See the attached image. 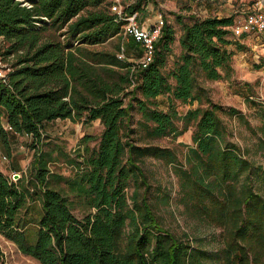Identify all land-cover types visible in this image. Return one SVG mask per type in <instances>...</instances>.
<instances>
[{
    "label": "trees",
    "instance_id": "obj_1",
    "mask_svg": "<svg viewBox=\"0 0 264 264\" xmlns=\"http://www.w3.org/2000/svg\"><path fill=\"white\" fill-rule=\"evenodd\" d=\"M113 2L0 0L1 53L15 57L0 78V139L25 134L33 148L26 173L13 179L0 170V234L41 264H206L212 256L225 264H264V194L252 182L260 167L226 138L223 114L239 110L214 101L203 84L233 70V16L174 12L177 36L163 18L154 57L141 67L139 43L133 37L126 46L121 43L124 20L111 10ZM119 2L123 13L142 19L157 1ZM116 36L115 49L94 47ZM160 94L166 109L158 106ZM174 100L198 103L182 116V129L175 123ZM133 111L152 137L194 126L191 169L174 167L193 207L225 231L220 251L192 246L161 225L142 164L148 155L168 162L175 155L167 147L135 141ZM57 118L102 124L97 146L71 158L70 176L50 169L51 154L41 147L46 123ZM89 138L86 134L82 142ZM56 179L65 188L53 185ZM77 204L80 215L74 212ZM0 264H5L1 250Z\"/></svg>",
    "mask_w": 264,
    "mask_h": 264
},
{
    "label": "rangeland",
    "instance_id": "obj_2",
    "mask_svg": "<svg viewBox=\"0 0 264 264\" xmlns=\"http://www.w3.org/2000/svg\"><path fill=\"white\" fill-rule=\"evenodd\" d=\"M149 5L148 14L140 20L144 25L151 24L159 15L167 19L175 28V35L180 33V23L177 22L174 12L182 15L189 13L200 17L206 15H232L233 19L241 16L244 10L259 5H264V0H156ZM189 3L187 8L183 3ZM120 3V2H119ZM121 7L122 4L120 3ZM189 8V9H188ZM187 20V18H185ZM232 43V72L229 76H223L217 80H204L208 93L214 101L224 106H233L239 110L237 115L223 114L229 133L226 138L238 143L241 153L249 159L254 166H259L252 175L254 188L264 194V49L255 44L254 38L249 36H235L230 34ZM118 37H112L95 48L115 49ZM121 43L129 44L128 37L122 36ZM4 43L0 38V57L6 67H13L15 57L3 55ZM173 52L178 51L177 40L172 43ZM260 55L258 58L255 54ZM124 55V53H123ZM133 59V58H130ZM172 61L169 56L168 63ZM158 106L167 108L165 94L158 96ZM198 103L193 101L181 102L174 100V107L178 117L175 123L178 129H182L184 121L182 116L189 107H195ZM140 113L133 111L132 126L135 129L133 138L140 144H151L167 147L174 152L175 159L168 162L162 157L148 155L143 162V169L150 183L148 195L153 201L154 210L161 225L189 242L208 250L210 253L220 251L226 240V233L222 226L212 221L207 216L198 212L191 201L184 194L182 177L176 171L174 165L191 169L192 161L188 159V147L193 145L192 123L177 134L169 133L164 136L152 137L145 133L137 120ZM102 129L99 119L89 122L71 120L69 118H57L45 125V137L41 144L44 151L51 154L48 162L50 169L65 176H70L75 169L70 164L71 158H75L79 151L85 152L97 146L98 135ZM91 135L87 141L82 138ZM31 138L25 134L10 136L7 142L0 139V170L13 179H17L22 173H26L33 148L30 146ZM3 155L6 157L3 158ZM17 174V176H16ZM247 170L239 176L238 186L245 180ZM211 177V176H210ZM57 187H64L62 179L52 181ZM216 192L218 189L215 187ZM167 193V200L159 198ZM130 201V200H129ZM81 206L76 205L74 212L81 214ZM0 250L5 264H41L36 258L21 252L16 244L0 234ZM264 260V257H261ZM206 264H225L221 257H213Z\"/></svg>",
    "mask_w": 264,
    "mask_h": 264
},
{
    "label": "built area",
    "instance_id": "obj_3",
    "mask_svg": "<svg viewBox=\"0 0 264 264\" xmlns=\"http://www.w3.org/2000/svg\"><path fill=\"white\" fill-rule=\"evenodd\" d=\"M111 10L116 12L118 19H123L122 34L127 37H133L140 45L141 56L137 62L139 66H146L154 57L155 42L159 38L162 26L164 24L163 17H157L151 24H142L136 13H123L119 0H114L111 4ZM232 34L235 36H249L254 38L256 47L261 46L264 49V5L254 6L244 10L240 17L233 19L231 25ZM258 58L260 55L255 54ZM119 56H123V51L119 52ZM6 67L3 59L0 58V78L5 79ZM6 156L3 155V158Z\"/></svg>",
    "mask_w": 264,
    "mask_h": 264
},
{
    "label": "crops",
    "instance_id": "obj_4",
    "mask_svg": "<svg viewBox=\"0 0 264 264\" xmlns=\"http://www.w3.org/2000/svg\"><path fill=\"white\" fill-rule=\"evenodd\" d=\"M159 16H160V15H159ZM159 16H158V17H159ZM218 16H220V15H218ZM156 18H157V17H156ZM156 18H155V19H156ZM155 19H154V20H155ZM160 95H162V94H160ZM160 95H158V96H160ZM158 96H157V98H158Z\"/></svg>",
    "mask_w": 264,
    "mask_h": 264
},
{
    "label": "water",
    "instance_id": "obj_5",
    "mask_svg": "<svg viewBox=\"0 0 264 264\" xmlns=\"http://www.w3.org/2000/svg\"><path fill=\"white\" fill-rule=\"evenodd\" d=\"M16 176H17V174H16Z\"/></svg>",
    "mask_w": 264,
    "mask_h": 264
}]
</instances>
